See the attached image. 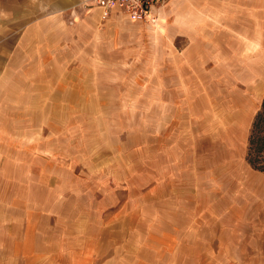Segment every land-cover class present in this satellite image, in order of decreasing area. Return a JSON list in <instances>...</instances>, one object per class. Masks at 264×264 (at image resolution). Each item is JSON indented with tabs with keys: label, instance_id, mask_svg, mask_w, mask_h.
Segmentation results:
<instances>
[{
	"label": "rangeland",
	"instance_id": "1",
	"mask_svg": "<svg viewBox=\"0 0 264 264\" xmlns=\"http://www.w3.org/2000/svg\"><path fill=\"white\" fill-rule=\"evenodd\" d=\"M157 8L70 12L21 43L0 264H264V0Z\"/></svg>",
	"mask_w": 264,
	"mask_h": 264
},
{
	"label": "crops",
	"instance_id": "2",
	"mask_svg": "<svg viewBox=\"0 0 264 264\" xmlns=\"http://www.w3.org/2000/svg\"><path fill=\"white\" fill-rule=\"evenodd\" d=\"M85 8L80 0H0V83L8 70L14 67L22 42L35 34L38 28L52 19H62L70 12L75 14ZM158 8L154 13L158 16ZM95 20L102 17V9L89 8ZM88 10V11H89ZM107 16L119 15L130 22L131 20L118 8L108 11Z\"/></svg>",
	"mask_w": 264,
	"mask_h": 264
},
{
	"label": "built area",
	"instance_id": "3",
	"mask_svg": "<svg viewBox=\"0 0 264 264\" xmlns=\"http://www.w3.org/2000/svg\"><path fill=\"white\" fill-rule=\"evenodd\" d=\"M162 2L163 0H80V4L87 9L101 8L103 17L111 9L118 8L131 20L150 24L156 23L157 14L154 13L153 9Z\"/></svg>",
	"mask_w": 264,
	"mask_h": 264
},
{
	"label": "trees",
	"instance_id": "4",
	"mask_svg": "<svg viewBox=\"0 0 264 264\" xmlns=\"http://www.w3.org/2000/svg\"><path fill=\"white\" fill-rule=\"evenodd\" d=\"M264 101V100H263ZM257 117H258V121L261 119V121H263L264 120V113H257V115H256ZM255 129L253 128V131H254Z\"/></svg>",
	"mask_w": 264,
	"mask_h": 264
}]
</instances>
